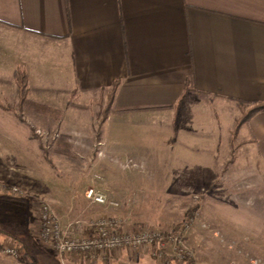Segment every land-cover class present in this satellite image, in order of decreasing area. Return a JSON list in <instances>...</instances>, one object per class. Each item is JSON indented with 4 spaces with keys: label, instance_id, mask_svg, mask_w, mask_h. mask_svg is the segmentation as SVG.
I'll list each match as a JSON object with an SVG mask.
<instances>
[{
    "label": "crops",
    "instance_id": "crops-1",
    "mask_svg": "<svg viewBox=\"0 0 264 264\" xmlns=\"http://www.w3.org/2000/svg\"><path fill=\"white\" fill-rule=\"evenodd\" d=\"M18 68L28 76V99L64 115L90 112L119 82L104 132L161 133L200 163H231L220 149L233 148L241 103H264V0H0L1 97L17 93ZM243 132L241 143L264 164V112ZM19 202L0 195V224ZM240 227L262 229L264 219ZM260 231L241 243L263 245ZM35 250L36 264H157L148 255L90 263Z\"/></svg>",
    "mask_w": 264,
    "mask_h": 264
},
{
    "label": "rangeland",
    "instance_id": "rangeland-1",
    "mask_svg": "<svg viewBox=\"0 0 264 264\" xmlns=\"http://www.w3.org/2000/svg\"><path fill=\"white\" fill-rule=\"evenodd\" d=\"M107 97L92 103L90 112L75 109V115H64L56 109L58 115L29 99L20 111L18 92L0 95L12 109H0V182L25 191L18 205L11 206L13 211L3 213L8 223L0 224L18 227L19 240L2 238L0 249L17 241L18 259L36 264L35 249L45 248L37 238L34 216L46 203L63 226L73 224L83 236L92 235L93 222L103 217H121L128 232L167 233L192 220L184 243L194 259L185 264H264V244L240 241L257 230L264 235V228L240 227L264 219V164L255 162L254 147L241 143L246 133L237 137L232 150L229 143L221 147V160L226 157L231 163H200L179 144L165 143L161 133L144 137L125 129L104 132L101 113ZM91 188L120 206L91 204L86 199ZM6 257L0 252V264Z\"/></svg>",
    "mask_w": 264,
    "mask_h": 264
},
{
    "label": "built area",
    "instance_id": "built-area-1",
    "mask_svg": "<svg viewBox=\"0 0 264 264\" xmlns=\"http://www.w3.org/2000/svg\"><path fill=\"white\" fill-rule=\"evenodd\" d=\"M0 195L24 197L25 191L20 186H9L0 182ZM86 199L95 205L118 208L120 203L101 190L91 188ZM37 226V238L42 246L59 255L82 256L90 263L98 262L100 257L133 254L148 255L157 264H185L194 259L192 251L185 245L184 238L192 220L186 219L175 232L160 230H142L128 232L124 229L121 217H103L93 222V234L78 235L73 224L63 226L49 204H42L34 216ZM34 226V227H36ZM33 228V227H32ZM4 255L18 259L20 246L11 241L0 249Z\"/></svg>",
    "mask_w": 264,
    "mask_h": 264
},
{
    "label": "trees",
    "instance_id": "trees-1",
    "mask_svg": "<svg viewBox=\"0 0 264 264\" xmlns=\"http://www.w3.org/2000/svg\"><path fill=\"white\" fill-rule=\"evenodd\" d=\"M14 78H15L17 92H18V109L22 111L28 103V94H29L28 76L23 69L18 68L14 74ZM119 85H120L119 82H115L112 85L110 92L108 93L107 103L101 113L102 114L101 125H103L108 120L109 116L113 113V107H114L116 93L119 88ZM190 90H191V82L188 81L186 83L184 95L178 100V102L176 103L174 107L176 113L178 112L182 102L184 101L187 93L190 92ZM241 107H242L241 108L242 114L237 120L234 131H233V142L236 141L243 126L247 125L252 120V118H254L258 113L264 112V103H252V104L241 103ZM10 108L11 107L5 105L3 102L0 101V109H2L3 111H9V110H12ZM52 109H49V110L51 111ZM53 111L56 114L60 115V112L56 111V109L55 110L53 109ZM193 214L194 212L192 211L190 212V215H188L187 217L188 218L193 217ZM182 225H183V222L175 226L172 231L177 232L181 228ZM17 228L18 227L10 229L9 226L5 227L3 225H0V239L9 237L11 239L14 238V239L19 240V238L16 235L17 233L15 232Z\"/></svg>",
    "mask_w": 264,
    "mask_h": 264
}]
</instances>
